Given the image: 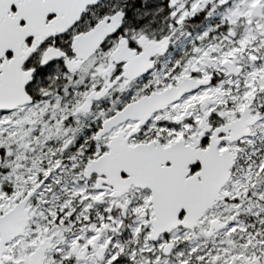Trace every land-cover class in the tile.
I'll return each mask as SVG.
<instances>
[{
  "label": "snow or ice",
  "instance_id": "snow-or-ice-1",
  "mask_svg": "<svg viewBox=\"0 0 264 264\" xmlns=\"http://www.w3.org/2000/svg\"><path fill=\"white\" fill-rule=\"evenodd\" d=\"M0 264H264V0H0Z\"/></svg>",
  "mask_w": 264,
  "mask_h": 264
}]
</instances>
